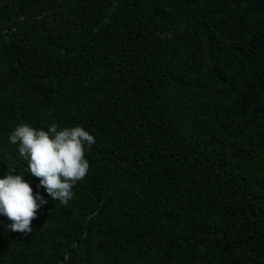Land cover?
<instances>
[{"label": "trees", "instance_id": "16d2710c", "mask_svg": "<svg viewBox=\"0 0 264 264\" xmlns=\"http://www.w3.org/2000/svg\"><path fill=\"white\" fill-rule=\"evenodd\" d=\"M83 127L90 168L53 201L9 135ZM0 264H264V0H0Z\"/></svg>", "mask_w": 264, "mask_h": 264}, {"label": "clouds", "instance_id": "9594fccd", "mask_svg": "<svg viewBox=\"0 0 264 264\" xmlns=\"http://www.w3.org/2000/svg\"><path fill=\"white\" fill-rule=\"evenodd\" d=\"M9 142L18 145L19 154L26 158L28 170L39 180V187L53 201L67 205L73 198V187L89 172L85 152L95 138L80 126L58 130L52 124L44 131L23 124L10 133ZM47 204L44 196L34 194L24 176L7 174L0 179V215L11 222L7 226L11 232L30 235L38 211Z\"/></svg>", "mask_w": 264, "mask_h": 264}]
</instances>
